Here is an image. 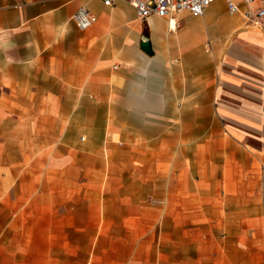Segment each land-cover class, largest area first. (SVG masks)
<instances>
[{"label": "crops", "instance_id": "0c3cea01", "mask_svg": "<svg viewBox=\"0 0 264 264\" xmlns=\"http://www.w3.org/2000/svg\"><path fill=\"white\" fill-rule=\"evenodd\" d=\"M193 20L216 36L183 40L126 0H0V141L22 143L0 191L30 207L0 221V264H212L186 227L214 221L256 223L264 264V29L226 0L176 19ZM18 229L27 243L3 245Z\"/></svg>", "mask_w": 264, "mask_h": 264}, {"label": "rangeland", "instance_id": "374dc122", "mask_svg": "<svg viewBox=\"0 0 264 264\" xmlns=\"http://www.w3.org/2000/svg\"><path fill=\"white\" fill-rule=\"evenodd\" d=\"M231 17V16H230ZM180 26L178 29L182 28L184 26V31L180 35L181 39L183 40H193L196 38H199L201 35H209L216 36L213 28H208L206 23L204 21H180ZM177 29V30H178ZM13 128L12 120L9 121L6 124L5 132L6 137H9L8 133L11 132V129ZM1 137V136H0ZM20 144L22 143H2L0 141V169L5 168V173L0 174V181H5V185H11L13 182L17 181L19 178V174L10 173V169L19 164L21 162V158H18L17 154H14V150L19 151L20 150ZM24 146L30 144V143H23ZM4 151V155H3ZM130 159L125 157H118L114 159V161L117 162L118 167H123L124 164L128 163ZM172 158L165 159V167L166 169L171 168L173 165ZM110 159H105L103 167L109 166ZM28 164H31L30 161H28ZM111 166V163H110ZM123 169V168H122ZM107 175H103V178H106ZM19 181V180H18ZM2 183V182H1ZM18 191H13L6 189L4 191H0V193H3L5 197L0 196V221H2V224H8L13 223L12 220L15 217H19L20 214L22 216H26V218L29 215V202L27 200V197H25V200H20L17 197H15L16 193ZM3 201V202H1ZM204 210L205 207H203ZM82 212L88 213L90 212V208L86 204L84 207H82ZM14 224V223H13ZM27 224V223H26ZM92 223L85 222V225H91ZM257 224L252 222H245V223H237V222H228V223H220V222H200V223H189V225L186 227V230H201L202 235H207V237H210V240L212 241V247H213V259L212 264H256L259 258L261 257L258 252V242L260 239L255 238L254 231L256 230ZM239 228L246 229V235L244 238L239 239L236 236H229L235 235L234 232L230 231H236ZM18 229L16 232H11L12 237L6 238V240L2 239V244L6 245H25L27 243V234H25L23 237H20L18 234ZM16 234V235H15ZM212 238V239H211ZM209 239V238H208ZM207 239V240H208ZM239 244V249L242 251V253L235 254L232 251L236 246Z\"/></svg>", "mask_w": 264, "mask_h": 264}, {"label": "built area", "instance_id": "2783aa9c", "mask_svg": "<svg viewBox=\"0 0 264 264\" xmlns=\"http://www.w3.org/2000/svg\"><path fill=\"white\" fill-rule=\"evenodd\" d=\"M106 7H112L116 0H101ZM136 11L140 21L157 17L169 21L171 30L175 31L180 24L176 21L180 15L203 18L209 7L217 0H126ZM227 13L231 17H242L251 26L264 29V0H226ZM74 20L81 30L91 28L97 18L86 8H81ZM176 21L175 28L172 22Z\"/></svg>", "mask_w": 264, "mask_h": 264}, {"label": "water", "instance_id": "95a60500", "mask_svg": "<svg viewBox=\"0 0 264 264\" xmlns=\"http://www.w3.org/2000/svg\"><path fill=\"white\" fill-rule=\"evenodd\" d=\"M143 48L146 52L151 53V47L149 44H144Z\"/></svg>", "mask_w": 264, "mask_h": 264}, {"label": "bare ground", "instance_id": "6f19581e", "mask_svg": "<svg viewBox=\"0 0 264 264\" xmlns=\"http://www.w3.org/2000/svg\"><path fill=\"white\" fill-rule=\"evenodd\" d=\"M175 25H176V21H173L172 22V27L175 28Z\"/></svg>", "mask_w": 264, "mask_h": 264}]
</instances>
